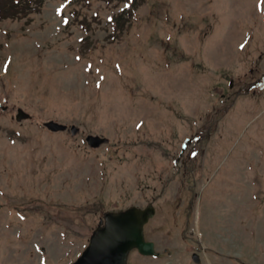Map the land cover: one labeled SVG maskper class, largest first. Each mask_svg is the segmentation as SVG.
I'll return each mask as SVG.
<instances>
[{"label":"rangeland","instance_id":"374dc122","mask_svg":"<svg viewBox=\"0 0 264 264\" xmlns=\"http://www.w3.org/2000/svg\"><path fill=\"white\" fill-rule=\"evenodd\" d=\"M6 14L0 264H68L105 212L149 203L157 257L128 264H264V0H33Z\"/></svg>","mask_w":264,"mask_h":264},{"label":"water","instance_id":"95a60500","mask_svg":"<svg viewBox=\"0 0 264 264\" xmlns=\"http://www.w3.org/2000/svg\"><path fill=\"white\" fill-rule=\"evenodd\" d=\"M29 115L18 109L17 119L27 118ZM51 130H64L66 126L53 121L46 123ZM77 128L72 126L71 132ZM106 139L88 135L87 141L91 146H98ZM151 206L140 209L131 207L123 212L107 213L105 225L96 229L90 238L88 247L81 256L71 264H125L129 250L137 248L142 254L153 253V243L143 238V225L153 214ZM197 260V256H193Z\"/></svg>","mask_w":264,"mask_h":264},{"label":"trees","instance_id":"16d2710c","mask_svg":"<svg viewBox=\"0 0 264 264\" xmlns=\"http://www.w3.org/2000/svg\"><path fill=\"white\" fill-rule=\"evenodd\" d=\"M27 5L28 0H0V11L15 14L23 11Z\"/></svg>","mask_w":264,"mask_h":264}]
</instances>
